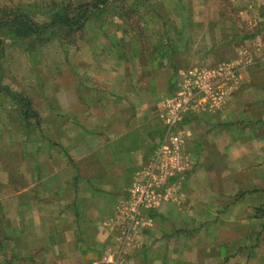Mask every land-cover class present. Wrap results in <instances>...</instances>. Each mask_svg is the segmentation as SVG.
Masks as SVG:
<instances>
[{
  "label": "crops",
  "instance_id": "1",
  "mask_svg": "<svg viewBox=\"0 0 264 264\" xmlns=\"http://www.w3.org/2000/svg\"><path fill=\"white\" fill-rule=\"evenodd\" d=\"M263 4L259 7L264 9ZM242 59L239 65L189 67L170 97L162 98L151 86L144 91L142 118L127 108L134 101L127 86L132 81L124 83L128 92L116 93L114 86L123 81L114 78L96 84L101 93L91 101L61 100L58 114L37 109L49 137L39 145L31 141L36 145L27 148L28 155L17 147L0 152H8V161L0 158V230L12 233L6 244L12 243L26 264L50 262L32 259L36 248L58 249L59 259L52 257L57 261L51 262L60 264H89L83 256L86 248H105L91 264H159L174 257L189 263L176 250L168 253V244L174 248L175 241L168 243L167 234L193 230L186 227L193 217L211 219L213 207L250 184L264 190V75L258 74L264 68L260 60ZM237 77L243 82L234 83ZM68 91L73 94L62 86V92ZM184 94L188 101L179 111L176 101ZM175 113L176 123L170 126ZM140 134L144 138H135ZM57 143L63 145L60 150ZM118 186L127 191L137 187L140 193L131 211H140L144 203L145 226L157 231L158 226L162 234L151 242L155 236L143 232L142 246L132 254L126 252L134 246L138 226L128 225L126 241L115 240L118 221L132 214L112 201ZM98 195L101 202L91 203ZM78 247L82 250L76 251ZM152 247L159 250L156 258L149 255Z\"/></svg>",
  "mask_w": 264,
  "mask_h": 264
},
{
  "label": "rangeland",
  "instance_id": "2",
  "mask_svg": "<svg viewBox=\"0 0 264 264\" xmlns=\"http://www.w3.org/2000/svg\"><path fill=\"white\" fill-rule=\"evenodd\" d=\"M85 1L0 0V17L4 11L18 9L38 22H47L52 17L53 2L77 5ZM262 3L264 0H113L90 17L83 29L76 33H60L54 28L31 37L18 36L9 28H1L5 55L0 67V152L17 147L28 155L27 148L36 145L31 141L36 139L39 145L40 139L49 137L44 118L40 125L34 127L36 131L22 128L17 107L5 93L6 86L30 95L40 112L45 114L51 110L58 114L61 112V100L67 103L78 97L82 102L91 101L90 98H98L101 93L96 84L114 79L123 81L119 88L113 83L116 93L128 92L124 90V83L130 80L132 82L127 86L134 101L127 108L135 118L140 114L142 118L144 91L147 93L154 86L162 98L173 96L181 74L189 67L216 66L225 62L239 65V59L243 58L247 63L260 60L262 64L259 65L264 68V9L259 7ZM58 32L64 40L59 39ZM179 52L183 54L179 55ZM261 72L258 74L264 75L262 69ZM241 81L242 78L237 77L233 82ZM62 86L71 88L73 94L62 92ZM135 138L144 137L140 134ZM57 147L60 150L63 145L57 143ZM7 153L0 155L3 161H8ZM180 161L183 165L182 156ZM244 177L250 180L248 175ZM118 187L119 191L111 194L112 197L117 196L112 201L118 210L132 214L118 221L121 227L117 228L115 240L118 244L126 241L128 225L134 223L138 226L133 233L134 246L126 252L132 254L141 248L140 241L145 237L143 232L144 235L155 236L151 242L158 241L162 234H158V226V231L145 226L144 203L139 215L132 219L134 212L131 209L140 193L135 192L137 187L133 191L131 187L128 191L126 187ZM259 190L255 184L239 190L233 198H226L223 205L213 207L214 214L207 221L190 216L194 221L186 227L193 230L180 228V232L172 231L166 237L168 243L175 241V246L172 244L174 248L168 244V253L173 255L172 250H176L177 255H185L189 263L175 261L174 257L173 262L167 259L159 264H208L206 261H210L209 264H264V190ZM99 197L95 196L91 203H100ZM152 217L159 220L157 213ZM183 217L187 218V215ZM201 226H206L207 230ZM140 229L145 231L141 233ZM146 229L150 233H146ZM10 235L12 233L0 230V264H26L18 258L12 243L6 244L5 240ZM104 249L86 248L87 253L83 256L91 264L97 252L101 254ZM81 250V247L76 249ZM149 251L153 258L159 252L154 247ZM57 252L58 249L36 248L30 256L36 262V258L41 259L38 263L45 259L50 260L47 264H60L51 262L57 261L52 257L59 259ZM24 254L28 255V252Z\"/></svg>",
  "mask_w": 264,
  "mask_h": 264
},
{
  "label": "trees",
  "instance_id": "3",
  "mask_svg": "<svg viewBox=\"0 0 264 264\" xmlns=\"http://www.w3.org/2000/svg\"><path fill=\"white\" fill-rule=\"evenodd\" d=\"M112 1L87 0L77 5L72 2L64 4L53 2L52 17L47 22H38L29 14L18 9L4 11L0 17V29L6 27L15 35L31 37L34 35L40 36L44 34V30L54 28L58 29L60 33L61 31L76 33L83 29L90 17L109 6ZM59 32L56 35L59 39L64 40ZM4 55V40L0 37V67ZM0 87L2 88V85ZM4 89L6 95L17 107L22 128L36 131L34 127L40 125L42 117L35 108L31 96L21 91H14L7 86Z\"/></svg>",
  "mask_w": 264,
  "mask_h": 264
},
{
  "label": "built area",
  "instance_id": "4",
  "mask_svg": "<svg viewBox=\"0 0 264 264\" xmlns=\"http://www.w3.org/2000/svg\"><path fill=\"white\" fill-rule=\"evenodd\" d=\"M187 101H188V96L186 94L181 95L176 101L177 109L179 111L183 110L184 106L187 104ZM176 120H177V114L175 113L169 118V125L171 126L175 124ZM133 212L134 213L132 215V219H135L140 213L139 208L133 210ZM95 264H97V262H95Z\"/></svg>",
  "mask_w": 264,
  "mask_h": 264
}]
</instances>
